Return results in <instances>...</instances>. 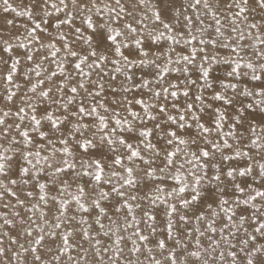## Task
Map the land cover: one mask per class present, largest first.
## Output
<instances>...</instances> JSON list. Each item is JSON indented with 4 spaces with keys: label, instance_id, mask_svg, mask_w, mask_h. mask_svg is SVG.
Returning <instances> with one entry per match:
<instances>
[{
    "label": "snow or ice",
    "instance_id": "obj_1",
    "mask_svg": "<svg viewBox=\"0 0 264 264\" xmlns=\"http://www.w3.org/2000/svg\"><path fill=\"white\" fill-rule=\"evenodd\" d=\"M0 13V264H264V0Z\"/></svg>",
    "mask_w": 264,
    "mask_h": 264
},
{
    "label": "bare ground",
    "instance_id": "obj_2",
    "mask_svg": "<svg viewBox=\"0 0 264 264\" xmlns=\"http://www.w3.org/2000/svg\"><path fill=\"white\" fill-rule=\"evenodd\" d=\"M12 2H13L14 4L20 5V4H22V3H27L28 0H12ZM12 15H14V14H12ZM2 16H3V14L0 13V24L3 23ZM25 19H26V18H23V17H17V18H16V21H17V23H21V22H23ZM222 71H223L222 68H221V69H218L217 74L222 73ZM175 75H178V74H175V73H174L173 76H175ZM254 83H255V82H254Z\"/></svg>",
    "mask_w": 264,
    "mask_h": 264
}]
</instances>
